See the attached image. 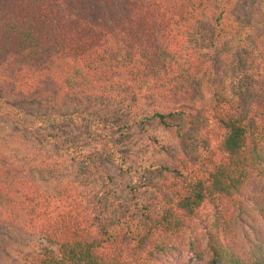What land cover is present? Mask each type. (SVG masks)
I'll return each instance as SVG.
<instances>
[{
	"label": "trees",
	"instance_id": "1",
	"mask_svg": "<svg viewBox=\"0 0 264 264\" xmlns=\"http://www.w3.org/2000/svg\"><path fill=\"white\" fill-rule=\"evenodd\" d=\"M232 4L0 0V86L50 111L27 114L0 97V114L32 136L72 127L98 145L83 154L50 136L85 172L81 183L52 178L46 188L28 174L53 173L52 158L31 154L29 164L0 148V223L35 237L33 264H264V98L243 113L211 92L196 156L159 168L169 201L144 204L138 190L148 186L140 178L129 188V210L120 212L98 163L123 169L111 134L122 136L130 124L172 128L169 120L181 111L166 105L196 91L223 40L251 49L238 28L226 39ZM255 5L264 10V0ZM255 54L264 60V45ZM100 109L111 114L98 117ZM205 206L211 217L199 228Z\"/></svg>",
	"mask_w": 264,
	"mask_h": 264
},
{
	"label": "rangeland",
	"instance_id": "2",
	"mask_svg": "<svg viewBox=\"0 0 264 264\" xmlns=\"http://www.w3.org/2000/svg\"><path fill=\"white\" fill-rule=\"evenodd\" d=\"M255 3L256 0H234L230 18L227 17L226 22L230 25L228 28L230 34L226 39L238 28L240 37L249 39L251 49L245 50L244 43L227 45V40H223L220 49L215 52L210 72L206 73V77L200 83H196V91L191 89L186 97L166 105L168 110L181 111L169 120L172 128H161L151 123L150 129L144 131L140 126L130 124L129 128L122 132V136L111 134V142L115 145L117 153L125 157L124 167L120 169L115 162H104L103 158L99 159L98 163L101 170L110 176L115 208L121 210L120 212L129 210L131 205L129 188L138 186L140 178L148 186L147 189L141 187L138 190L144 204L157 197L169 201L171 195L161 189L162 182L168 176L159 168L172 166L177 157L189 160L196 156L193 141L207 125L211 92L221 99L234 102L243 113L250 105L264 98V60L255 54L264 45V10L259 11ZM198 72L201 75L204 73L200 68ZM0 90V97L14 110L31 115L50 112L39 101L12 97L4 91L7 88L2 86ZM97 113L98 117H108L111 111L100 109ZM34 132L36 136L30 135L25 129L14 127V124L0 114V148H5V152L10 153L15 160L23 158L29 164L31 154L35 157L33 159H37L39 155H47L54 161L53 173L37 169L34 174L36 169L32 168L35 170L28 174L30 180L45 188L52 178L72 179L81 183L85 172L82 161L73 160V157L68 155L70 149L68 152L55 149L49 144L48 139L56 135L70 140L83 154L97 151L98 145L85 132L72 127L55 131L36 129ZM210 217L211 211L205 206L201 211L202 222L197 226L202 228ZM37 249L35 237L24 233L16 226L0 223V264H33L31 257ZM186 258L187 261H193L189 256Z\"/></svg>",
	"mask_w": 264,
	"mask_h": 264
}]
</instances>
